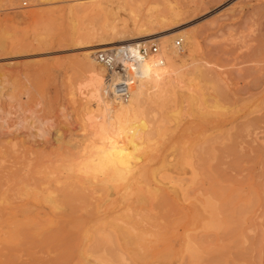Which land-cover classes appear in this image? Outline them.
<instances>
[{"label":"rangeland","instance_id":"rangeland-1","mask_svg":"<svg viewBox=\"0 0 264 264\" xmlns=\"http://www.w3.org/2000/svg\"><path fill=\"white\" fill-rule=\"evenodd\" d=\"M127 2L0 0V264H55L56 261V264H107L108 261L111 262L110 258L112 262L117 261V264H264V129H262L264 128V80H262L264 68L261 67H264V0H137L135 2L138 7L133 0ZM171 12L177 14L173 20L175 24L172 22L173 25L170 24L163 32L161 30L166 27L154 22L159 16H169ZM104 25H115L122 29V32L124 31L122 41L102 47L106 48L105 51L122 46L126 40L131 41L135 38L140 39L139 42L152 38L156 41L149 42L150 44L164 46L161 34L165 32L174 35L170 44L175 39L182 40L181 48L177 49L179 59L176 61L181 78L174 82L165 80L158 89L148 88L141 99V114L135 120L133 128L127 131L131 137L127 143L132 144L135 141V144L122 149L119 156L112 158H104L101 150L97 148L106 144L104 138H108L110 134L105 133L110 126L105 125L106 123L102 124L94 115L96 112L93 111V99L89 97L85 87L87 75L81 65V57L87 48L84 44L74 42L77 35L88 30L102 29ZM190 31L196 39V47L191 57L186 53L185 39L179 35ZM125 33L129 35L125 36ZM148 33H152L153 36L145 38ZM149 43L145 45L149 46ZM91 49L95 50L91 57L96 62L95 54L101 50L99 47ZM209 67L217 70L219 79L217 76L215 78L212 76L210 82V79L204 80L200 77V72L206 71ZM258 67L263 71L257 73ZM96 68L100 71V78L104 79L103 67L96 63ZM163 68L165 64L160 69H156V72L163 73ZM195 70L198 72L194 73ZM242 75L247 77L244 78ZM255 80H258L257 83ZM134 85L130 88V93ZM219 88L223 95L225 94L223 97L218 95ZM103 94L104 85L100 90L101 100L110 102L114 106L108 96ZM222 98L223 100H220ZM199 105L201 106L198 107ZM186 107L189 110H186ZM254 117L258 121L262 119L260 123L251 124L259 129L251 126L245 129L244 125L254 122ZM95 122L102 124L106 132L99 130L97 132L100 125ZM238 132L241 138L243 136L242 140L238 134V136L235 134ZM226 134L231 141L226 140ZM205 139H208L206 140L208 142ZM116 140L120 139L116 138ZM223 146L228 150L233 149L232 154ZM213 147L225 150L224 154L222 150L219 151L220 149L213 150ZM211 155L213 157L215 155L214 159ZM219 156L220 159H216ZM182 189L184 193H181ZM64 191L69 192L70 196L77 194L72 197L73 202L85 209L73 215L74 218L60 221L59 219L64 217L60 213L65 215L69 213L67 211L69 207L53 212L44 199L46 195H52L51 198L56 202H62L68 195ZM161 192L165 194L162 195ZM253 193L258 194H254L257 198ZM61 194L63 197L60 196ZM84 195L87 197L85 198ZM78 196L80 200L83 197L87 199V203L83 199L79 202L76 198ZM162 196L167 197L168 199L165 198L167 201L163 200ZM206 196L211 200L212 205L207 202ZM141 197L146 202L142 201ZM252 198H256L257 202L254 199L251 201ZM158 199L165 201L167 205L164 202L163 205L162 202L154 204L159 202ZM82 201H85V205ZM169 201H172L174 207H171ZM250 202L252 204L254 202L255 205H252L254 209L251 208ZM205 203L206 205L209 203L216 212L209 209ZM160 204L162 208H159ZM226 205L229 207L226 208ZM25 207L27 219L21 212V208ZM204 207L208 210L205 211ZM245 207L251 209L247 210ZM103 208L108 209L106 210L109 216L106 215L102 219L100 217L98 219L99 214L90 217L93 212ZM243 208L250 214L243 212ZM126 209L127 214H123ZM169 209H173L172 212ZM209 210H212V213ZM226 211H229V214ZM87 212L91 214L88 215ZM233 212L235 215L231 214ZM241 214L246 215L245 219ZM54 215L59 219L53 218ZM137 215L144 220L135 218ZM160 215L164 217L161 218ZM221 215H223L222 221L219 218ZM119 217H124L121 218L123 221ZM152 218L155 219L154 222ZM53 219L57 220L56 223ZM125 219L129 227L125 225ZM147 219L149 223L146 222ZM76 221H81V225L85 224L82 227L78 222L79 225L72 224ZM45 222L48 226L44 224ZM31 223L36 224L37 226L33 225L35 227L39 225L38 229L42 232H37L38 230L33 228ZM62 223L65 229L68 227L66 229L68 232L61 227ZM112 223H116L117 226ZM140 223L144 226L141 227ZM250 223H253V226ZM20 224L25 227L28 225L27 239L24 233H20L22 232ZM121 224L131 229H128L131 234L138 236L131 237V234H126L127 230L124 231L125 234L121 232ZM206 224L212 227L217 225L218 229L207 228ZM71 226L74 231L70 230ZM59 227L62 230H59ZM75 227L82 228L80 229L82 232L75 230ZM87 227H90L93 237L96 235V240L91 243L93 248L90 256H87L89 253L86 252L87 242L83 237L81 239L83 230ZM123 227L121 229L125 230L126 228ZM30 228L31 230H28ZM230 228L232 230H229ZM53 229L59 230L57 233L60 235H56ZM227 230L236 234L231 235ZM29 231L37 235L30 236ZM60 232H63L62 235ZM46 234L50 235L49 242L45 240L48 238ZM70 234L75 237L74 242L69 240L72 239ZM14 235L16 237L18 235L19 240ZM64 235H67V239L70 237L68 239L70 243L62 239ZM127 235H130L133 242ZM121 236L127 237V242L123 243L125 239L123 240ZM55 237H59V240H54ZM77 238L81 240V244ZM101 239L104 241L102 242ZM139 239L143 240L142 243H146L141 244ZM206 241L210 244L207 245ZM26 242L28 246L25 245ZM61 242H65L66 245L63 243V246H60ZM53 244H58V247ZM125 244L134 249L132 250L131 247L125 249ZM188 244L192 246L189 249L192 254L186 252L189 248ZM57 248H59L58 254H56ZM210 248L213 249V255L210 254L212 251ZM113 257H117L115 259L118 260L115 261ZM60 258L63 259L62 263ZM112 262L111 264H114Z\"/></svg>","mask_w":264,"mask_h":264},{"label":"bare ground","instance_id":"bare-ground-1","mask_svg":"<svg viewBox=\"0 0 264 264\" xmlns=\"http://www.w3.org/2000/svg\"><path fill=\"white\" fill-rule=\"evenodd\" d=\"M123 2H127V3H129V1H131L132 2V0H122ZM134 2L133 3H135V5H137L136 4V2L135 1H137V0H133ZM132 3V5H134ZM166 4H168V3H166ZM168 6V5H167ZM137 7H138V5H137ZM137 7H134V8H137ZM177 14H173L172 12L170 13V15L169 16H164V15H161V16H159L156 20V22H154V24H163V25H161L162 27H166V28H164V29H162L161 31H165V29H167V28H169V26H170V24H172V22H174L173 20H174V18H175V16H176ZM153 24V23H152ZM173 24H175V22L173 23ZM172 24V25H173ZM140 25H147V24H140ZM149 25V24H148ZM177 25V24H176ZM151 26V25H150ZM154 26V25H153ZM138 28V27H137ZM176 28V27H175ZM185 29V28H184ZM122 29H120V28H118V27H116L115 25H104L103 26V28L102 29H99V30H96V31H93V30H88V31H85V32H83V33H81V34H79V35H77L74 39V42L76 41L77 43H79V44H84L85 45V48H87V50L84 52V54L82 55V57H81V65H82V67L84 68V70L83 71H85V74L87 75V81L85 82V87L87 88V91L89 92V97L90 98H92L93 99V101H92V103H93V108H94V110L93 111H95L96 112V114H94L96 117H98L100 120H101V122H102V124L104 123H106L105 125H109L110 126V129L109 130H104L103 129V125L102 124H98V123H96V124H98V125H100V126H98V129H97V132H98V130L99 131H101V132H103V133H105L106 135H108V134H110V136L107 138V137H105L104 138V142H106V144H102V145H100V147H97V148H99L101 151L100 152H102L101 154L103 155V157L104 158H107V157H109V158H112L113 156H119L121 153V151H122V149H124V148H128L129 146H133L134 144H135V141H133L134 143H132V144H129V143H127V141L129 140L130 141V139L129 138H131L130 136H129V132H127L128 131V129H130V128H133L132 126H133V124H134V122H135V120L138 118V116L141 114V110H140V104H141V99H142V97L143 96H145V94L147 93L146 91L148 90V88H150V87H153V88H155V89H158V88H160L161 87V85H163L164 84V82H165V80L167 81H172V82H174V80H176V79H179V78H181V76H180V71H179V69L177 68V63H176V61L179 59V56H178V50L174 47V44H175V42H176V39L172 42V44H170V41L172 40V38H173V33H170V32H165L164 34H161V39H163V42L165 43L164 44V46H160V44H159V50H160V53H161V55H162V58H163V64H162V66H160V67H155L154 68V66H153V64L152 65H145V69H144V72L142 73V75H141V78H140V80H138V82H135L134 84V87L132 88V92L130 93V91H129V97H130V99H129V97H128V99H129V101H128V99H126L125 101H116V100H114V99H111V98H109L108 97V99L112 102V103H114V106H112L111 105V103L110 102H104V101H102L101 99V96H100V90H101V88H102V85H104V79L103 78H100V71L96 68V63L97 62H95L93 59H92V53L93 52H95V50L94 49H91V48H93V47H99V50H101V51H105L106 50V48H102V47H106V46H109V45H114V44H117V43H119V42H121L122 40H121V37L123 36V32L121 31ZM171 30V29H170ZM169 30V31H170ZM178 29H176V31H177ZM166 31H168V30H166ZM174 32V31H173ZM161 33V32H160ZM175 33V32H174ZM179 34V33H178ZM127 35H129V34H127ZM126 35V33H125V36H127ZM147 36H145V38L146 37H151V36H153V34L152 33H148V34H146ZM182 38H184L185 39V45H186V53H187V55L188 56H192V54H193V52H194V50H195V47H196V39H195V35L193 34V32L192 31H190V32H187V33H181V34H179ZM179 35H177V36H179ZM73 39V38H72ZM122 39H123V37H122ZM263 39V38H262ZM139 40L140 39H138V38H135V40H126V42L125 43H123L124 45H122V46H117V47H114L112 50H121V49H123V48H125V47H128V46H132V47H134V48H136V47H139V46H142V45H144V46H146L145 44H147V43H149V42H154V41H156V40H152V38L151 39H149L148 38V40L147 41H141V42H139ZM178 40H180L179 38H178ZM264 40V39H263ZM182 41V40H181ZM128 42V43H127ZM130 42V43H129ZM93 43H97V44H93ZM150 44V43H149ZM89 48V49H88ZM181 48V47H180ZM258 48V47H257ZM261 48V47H260ZM259 48V49H260ZM263 49V48H262ZM261 50V49H260ZM254 51H255V49H254ZM259 51V50H258ZM262 51V50H261ZM165 52H166V59H165ZM252 56V55H251ZM257 56V55H256ZM250 57V56H249ZM259 58V57H258ZM152 62H153V60H151ZM255 61V60H254ZM151 62V63H152ZM250 63V62H249ZM256 63V62H255ZM164 64H165V68H163L164 70H163V73H157L156 72V69H160L161 67H163L164 66ZM259 64V63H258ZM97 65H98V63H97ZM262 68H264L263 66H261ZM82 68V69H83ZM259 68V67H258ZM262 68H259V69H257L256 70V68H255V70H256V72L257 73H260L261 72V70H262ZM254 69V68H253ZM211 70L213 71V72H211ZM241 70H243V69H241ZM245 70V69H244ZM246 70H247V68H246ZM251 70V69H250ZM200 71H202V70H200ZM204 71V70H203ZM263 71V70H262ZM196 72H198L197 70H195V72L194 73H196ZM245 72V71H244ZM247 72V71H246ZM249 72V71H248ZM252 72H255V71H252ZM264 72V71H263ZM193 73V74H194ZM217 74H219V73H217V70H215L213 67H209L208 69H206V71H204V72H200V77L202 78V79H204V80H206V79H210L211 81L210 82H212V76H214V78L217 76ZM264 74V73H263ZM244 75V74H243ZM242 75V76H243ZM250 75V74H249ZM248 75V76H249ZM253 75V74H252ZM262 75V74H261ZM261 75H260V78H261ZM194 76H195V74H194ZM220 77V76H219ZM244 78H246L247 76H243ZM98 78H100L99 80H98ZM217 78H218V76H217ZM259 78V77H258ZM191 79V78H190ZM195 79V78H194ZM219 79V78H218ZM217 79V80H218ZM256 79V78H255ZM182 80V79H181ZM197 80H198V78H197ZM220 80H221V78H220ZM252 80H254V79H252ZM262 80H264V79H262ZM256 81V80H255ZM258 81V80H257ZM257 81H256V83H257ZM197 82V81H196ZM209 82V83H210ZM221 82V81H220ZM249 82H250V80H249ZM100 83V84H99ZM177 83V82H176ZM179 83V82H178ZM213 83H214V81H213ZM219 83V82H218ZM217 83V84H218ZM255 83V82H254ZM192 84V83H191ZM203 84V83H202ZM207 84V83H206ZM212 84V83H211ZM221 84V83H220ZM249 84V83H248ZM253 84V83H252ZM252 84H250L251 86H252ZM259 84V83H258ZM261 84V83H260ZM197 85V84H196ZM215 85V84H214ZM193 86V85H192ZM191 86V87H192ZM197 86H199V85H197ZM221 86V85H220ZM234 86V85H233ZM249 86V85H248ZM254 86H255V84H254ZM253 86V87H254ZM132 87V86H131ZM190 87V86H189ZM202 87H204L203 85H202ZM218 87V86H217ZM257 87V86H256ZM208 88V87H207ZM209 88H210V86H209ZM248 88V87H247ZM250 88V87H249ZM258 88H260V87H258ZM205 89V88H204ZM217 89V88H216ZM225 89V88H224ZM256 89V88H255ZM192 90V89H191ZM211 90V89H210ZM220 90V91H219ZM239 90H241L240 88H239ZM253 90V89H252ZM204 91V90H203ZM217 91V90H216ZM218 91L220 92V93H218ZM218 91H217V93H218V95L220 96V97H223L224 95H223V93L221 92V89L219 88L218 89ZM235 91H236V89H235ZM238 91V90H237ZM188 92V91H187ZM201 92V91H200ZM223 92H225V91H223ZM188 94H189V92H188ZM196 94V93H195ZM104 95V94H103ZM199 95V94H198ZM197 95V96H198ZM217 95V96H218ZM230 95V94H229ZM195 98V97H194ZM218 98V97H217ZM225 98H226V96H225ZM228 98V97H227ZM105 99H106V97H105ZM192 99H193V97H192ZM191 99V100H192ZM190 100V99H189ZM220 100H223V98L222 99H220ZM192 101H194V100H192ZM212 102V101H211ZM215 102H216V100H215ZM107 103V104H106ZM209 104V103H208ZM111 105V106H110ZM203 105V104H202ZM215 105V104H214ZM201 105H199L198 107H200ZM256 106V105H255ZM181 107V106H180ZM205 107V106H204ZM92 108V109H93ZM187 108V107H186ZM206 109V108H205ZM186 110H189L188 108L186 109ZM175 114V113H174ZM173 114V115H174ZM203 115V114H202ZM201 116V115H200ZM206 116V115H205ZM203 117V116H202ZM98 119V120H99ZM261 119V118H260ZM260 119H259V121H260ZM253 120H254V122H249L248 124H245L244 126H245V129L246 128H248L249 126H251V124L253 123H260L259 121H258V119H256L255 117L253 118ZM252 120V121H253ZM262 120V119H261ZM246 122V121H245ZM261 123H263L262 121H261ZM242 124V123H241ZM95 125V124H94ZM102 125V126H101ZM212 125V124H211ZM243 125V124H242ZM258 125V124H257ZM259 126V125H258ZM218 127V126H217ZM239 126H237V128H238ZM243 127V126H242ZM251 127H257V126H254V125H252ZM108 127H106V129H107ZM235 129V131H237L236 130V128H233V130ZM254 129V128H253ZM257 129H259L258 127H257ZM262 129H264V128H262ZM219 130V129H218ZM225 130H227V129H225ZM238 130H240V129H238ZM242 130H243V128H242ZM241 130V131H242ZM251 130H252V128H251ZM255 130H256V128H255ZM220 131V130H219ZM240 131V132H241ZM244 131V130H243ZM39 132V131H38ZM101 132H99V133H101ZM215 132V131H214ZM226 132V131H225ZM240 132H238V133H235L236 135L238 134H240ZM221 133V132H220ZM242 133V132H241ZM93 134V133H92ZM105 134H104V136H105ZM217 134H219L218 132H217ZM243 134V133H242ZM245 134H247V133H245ZM100 135V134H99ZM102 135V134H101ZM215 135L216 134H214V136L213 137H215ZM223 135V134H222ZM231 135V134H230ZM237 135V136H238ZM97 136V135H96ZM103 136V137H104ZM210 136V135H209ZM212 136V135H211ZM232 136V135H231ZM243 136H245L244 134H243ZM243 136H242V138L240 137V135H239V138H241V140L243 139ZM98 137V136H97ZM100 137V136H99ZM217 137V136H216ZM228 136H227V134H226V138H227ZM230 137V136H229ZM116 138L117 139H120V140H116ZM209 138V137H208ZM233 138V137H232ZM231 138V139H232ZM245 138V137H244ZM219 139H221L220 138V136H219ZM235 139V138H234ZM233 139V140H234ZM100 140V139H99ZM133 139H131V141H132ZM206 140H208V139H205V141ZM226 140H228V138L226 139ZM230 140V139H229ZM228 140V141H229ZM232 140V141H233ZM245 140V139H244ZM243 140V141H244ZM128 141V142H129ZM209 141H210V139H209ZM211 141H213V139H211ZM231 141V140H230ZM234 141H236V140H234ZM101 142V141H100ZM206 142H208V141H206ZM206 142H205V144H206ZM241 142V141H240ZM246 142V141H245ZM102 143H103V141H102ZM204 143V142H203ZM234 143H236V142H234ZM211 144H213V143H211ZM251 144V143H250ZM204 145V144H203ZM206 145H208V144H206ZM200 146H202V145H200ZM250 147H251V145H249ZM253 146V145H252ZM206 147V146H205ZM204 147V148H205ZM208 147H210V146H207V148ZM219 147H221V146H219ZM219 147H216L217 149H220ZM248 147V146H247ZM255 147V146H254ZM254 147H252V148H254ZM260 147L261 146H259V149H260ZM216 148H212L213 150H217ZM223 148H225V149H227L226 147H224L223 146ZM257 148H258V146H257ZM256 148V149H257ZM264 148V147H263ZM210 149V148H209ZM255 149V148H254ZM254 149H253V151H254ZM204 150V149H203ZM207 151H208V149H206ZM222 149H220L219 151H221ZM231 150H233V149H231ZM230 149L228 150L227 149V151H231ZM261 150L262 149H260V151L259 152H261ZM223 151H225V150H222V153H223ZM249 151H252V150H249ZM256 151H258V149L256 150ZM255 151V152H256ZM214 153V152H213ZM229 153H231L232 154V151L231 152H229ZM228 153V154H229ZM234 153H235V151H234ZM202 154V153H201ZM204 154V153H203ZM208 154H210L209 152H208ZM224 154V153H223ZM236 154H238V153H236ZM235 154V155H236ZM257 154H259V153H257ZM102 155H101V157H102ZM205 155H206V153H205ZM209 156V155H208ZM212 156V155H211ZM239 156H240V154H239ZM242 156V155H241ZM260 156V155H259ZM213 157V156H212ZM214 157H215V155H214ZM214 157H213V159H214ZM249 157V156H248ZM235 158V157H234ZM237 158V157H236ZM245 158V157H244ZM243 158V159H244ZM255 158V157H254ZM209 159H211V157H209ZM216 159H220V156L219 157H216ZM212 160V159H211ZM221 160H223V159H221ZM239 160V159H238ZM249 160V159H248ZM262 160V159H261ZM219 161V160H218ZM233 161H235V160H233ZM241 161V160H240ZM246 161H247V157H246ZM258 161H259V159H258ZM250 162V161H249ZM234 163V162H233ZM237 163H238V161H237ZM240 163V162H239ZM225 164V163H224ZM261 164V163H260ZM222 165V164H221ZM229 165V164H228ZM236 165V164H235ZM216 166V165H215ZM239 167V166H238ZM235 168H237V167H235ZM229 169V168H228ZM231 169V168H230ZM238 169V168H237ZM21 170V169H20ZM19 170V171H20ZM211 170H212V168H211ZM234 170H236V169H234ZM27 171V170H26ZM216 171V170H215ZM17 172V171H16ZM26 174H27V172H25ZM24 173V174H25ZM210 173V172H209ZM25 174V175H26ZM229 174V173H228ZM13 175H14V173H13ZM24 175V176H25ZM210 175H211V173H210ZM26 177V176H25ZM223 177H225V175L223 176ZM233 177H235V176H233ZM222 178V177H221ZM209 179V178H208ZM220 179V178H219ZM210 180V179H209ZM228 180V179H227ZM211 181V180H210ZM207 183V182H206ZM217 186V185H216ZM230 186V185H229ZM233 186V185H232ZM218 187V186H217ZM75 188V187H74ZM189 188V187H188ZM191 188H192V186H191ZM118 189V188H117ZM117 189H115V190H117ZM122 189V188H121ZM45 190V189H44ZM47 190V189H46ZM79 190V189H78ZM160 190V189H159ZM158 190V191H159ZM174 190V189H173ZM185 190H186V187H185ZM212 190V189H211ZM223 190V189H222ZM51 191V190H50ZM60 191V190H59ZM158 191H156L157 193H158ZM178 191H179V189H178ZM181 191V190H180ZM184 190L182 189V191H181V193L183 192ZM220 191V190H219ZM45 192V191H44ZM47 192V191H46ZM53 193H54V191H52ZM63 191H61V193H62ZM65 192V191H64ZM117 192H119V191H117ZM122 192H123V190H122ZM154 192V191H153ZM186 192V191H185ZM190 192V191H189ZM199 192V191H198ZM197 192V193H198ZM218 192V191H217ZM225 192V191H224ZM49 193H51V192H49ZM66 194H68V195H66L65 196V200L64 201H62V202H56V200H54V199H52L51 198V196L52 195H50V196H48V195H46V194H44V195H46V199H44V200H46V203H48L49 204V206H50V210L51 211H53V212H55V211H58V210H63L64 209V207H66L67 208V206L69 207V209L67 208V211L69 212V213H67L66 215H65V213H60V214H63V216L64 217H62L61 219H59V217H56L55 215L53 216V218H55V219H59L60 221H63L64 219H66V218H74L73 217V215L75 216V214L78 212V211H80V210H84L85 208H83V207H80L79 205H75V203L73 202V198L72 197H74V196H76L77 194H75V195H71L70 196V194H69V192L67 193V191L65 192ZM74 193V192H73ZM79 193V192H78ZM82 192H80V194H81ZM116 193V192H115ZM121 193V192H120ZM119 193V194H120ZM147 193H149V192H147ZM152 193V192H151ZM151 193H150V195H151ZM155 193V192H154ZM184 193V192H183ZM190 193H192V192H190ZM200 193V192H199ZM198 193V194H199ZM213 193H215V192H213ZM242 193V192H241ZM48 194V193H47ZM64 194V193H63ZM79 194V195H80ZM85 194V193H84ZM119 194H117V195H119ZM138 194H140V193H138ZM143 194V193H142ZM146 194V193H145ZM156 194V193H155ZM161 194L163 195V194H165V193H162L161 192ZM174 194H175V192H174ZM186 194V193H185ZM197 194V195H198ZM209 194H210V192H209ZM228 194H231V193H228ZM251 194H252V192H251ZM254 194H256V193H253V195ZM116 195V196H117ZM152 195H153V197H154V194L152 193ZM152 195H151V197H152ZM157 195V194H156ZM187 195V194H186ZM192 195V194H191ZM202 195V194H201ZM211 195V194H210ZM236 195H237V193H236ZM238 195H239V193H238ZM256 195H258V194H256ZM256 195H254V196H256ZM55 196V195H54ZM61 197H63L62 196V194L60 195ZM82 196V195H81ZM148 196H149V194H148ZM157 196H160V195H157ZM167 196V195H166ZM175 196V195H174ZM182 196V195H181ZM214 196H216V195H214ZM222 196V195H221ZM227 196V195H226ZM240 196V195H239ZM53 197V196H52ZM84 197H85V195H84ZM83 197V198H84ZM87 197V196H86ZM85 197V198H86ZM145 197V196H144ZM150 197V198H151ZM152 197V198H153ZM178 197V196H177ZM201 197V196H200ZM209 197H211V196H209ZM216 197H218V196H216ZM233 197V196H232ZM235 197V196H234ZM45 198V197H44ZM77 199H78V201L80 202L81 200H80V197L78 196V197H76ZM74 199L75 201L77 200V199ZM161 198H163V200H165V198H167V197H161ZM160 198V199H161ZM184 198V197H183ZM202 198H203V196H202ZM206 198H208L207 196H206ZM215 198V197H214ZM219 198V197H218ZM223 199H224V196L222 197ZM241 198V197H240ZM256 198H257V196H256ZM256 198H252L251 199V201H253V199H254V201L255 202H257L255 199ZM60 199V198H59ZM123 199V198H122ZM141 199H142V201H145L142 197H141ZM155 199H156V196H155ZM168 199V198H167ZM191 199V198H190ZM212 199V198H211ZM233 199V198H232ZM234 199H236V198H234ZM250 199V198H249ZM61 200V199H60ZM83 200H85L86 201V203H87V199H83ZM169 200H170V198H169ZM174 200V199H173ZM184 200V199H183ZM208 200H210L209 198L207 199V202H211V200L210 201H208ZM214 200V199H213ZM227 200H228V198H227ZM227 200H226V204H227ZM259 200V199H258ZM85 201H82L83 203L85 202ZM106 201V200H105ZM124 201V200H123ZM158 201H159V199H158ZM165 201H167V200H165ZM165 201H163L164 203H165ZM206 201V200H205ZM264 201V200H263ZM78 202V203H79ZM107 202V201H106ZM111 202V201H110ZM146 202V201H145ZM145 202H144V204H145ZM148 202V201H147ZM160 202H162V200H160L159 202H155L154 204H159ZM163 202H162V205H163ZM198 202V201H197ZM239 202V201H238ZM249 202V201H248ZM112 203H114L113 201H112ZM141 203V202H140ZM143 203V202H142ZM169 203L171 204V207L173 206L174 207V204L172 205V201L170 202L169 201ZM209 203H207V205H206V203H205V205L209 208V209H212L213 210V208H211V205L209 204ZM214 203V202H213ZM223 203V202H222ZM229 203H230V200H229ZM245 203H247V202H245ZM251 203V208H253V206L252 205H255L254 204V202H253V204H252V202H250ZM80 204V203H79ZM82 204V203H81ZM143 204V205H144ZM151 204V203H150ZM199 204H200V202H199ZM203 204V203H202ZM216 204V203H215ZM219 204H221V202L219 203ZM218 204V205H219ZM233 204V203H232ZM84 205H85V203H84ZM92 205V204H91ZM108 205V204H107ZM138 205H139V203H138ZM142 205V204H141ZM147 205H149V204H147ZM161 205V204H160ZM160 205H157V206H160ZM162 205L159 207V208H162ZM165 205H167V203H165ZM191 205V204H190ZM214 205V204H213ZM238 205H239V203H238ZM242 205V204H241ZM247 205V204H246ZM258 205V204H257ZM76 206H79V207H76ZM99 206V205H98ZM105 207H106V205H104ZM103 206V207H104ZM145 206V205H144ZM152 206H153V204H152ZM204 206V205H203ZM202 206V207H203ZM205 206V207H206ZM216 206V205H215ZM227 206L229 207V205H226V208H227ZM230 206H231V203H230ZM233 206V205H232ZM244 206V205H243ZM250 206V205H249ZM263 206V205H262ZM261 206V207H262ZM92 207V206H91ZM146 207V206H145ZM155 208H156V206H154ZM153 207V208H154ZM165 207V206H164ZM176 207H177V205H176ZM201 207V208H202ZM205 207H204V209H205ZM213 207V206H212ZM238 207H240V206H238ZM237 207V208H238ZM255 207V206H254ZM110 208H111V206H110ZM109 208V209H110ZM139 208V207H138ZM159 208H158V210H159ZM167 208H169V206L167 207ZM178 208V207H177ZM193 208V207H192ZM208 208L207 209H205V211L206 210H208ZM246 208V207H245ZM243 208L244 210H243V212H245L246 211V209L247 210H250V209H248V208ZM94 209V208H93ZM97 209V208H96ZM95 209V210H96ZM107 209V208H106ZM106 209H100V211H98V212H93L92 214L91 213H89V214H91L90 215V217L92 216V215H97V214H99V216H98V219H99V217L102 219V217H105L106 215H108L107 213H108V209L106 210ZM111 209H113V208H111ZM129 209V208H128ZM144 209V208H143ZM146 209V208H145ZM157 209V208H156ZM224 209V208H223ZM240 209H241V207H240ZM239 209V210H240ZM254 209V208H253ZM27 209H26V207L25 208H21V212L23 213V216L26 218V216H27V211H26ZM99 210V209H98ZM153 210V209H152ZM151 210V211H152ZM162 210H164V209H162ZM162 210H161V212H162ZM173 210V209H172ZM172 210H170L169 209V211H171L172 212ZM174 210H176V208H174ZM179 210V209H178ZM185 210V209H184ZM194 210H196V209H194ZM211 210V211H212ZM226 210V209H225ZM229 210V209H228ZM236 210V209H235ZM242 210V209H241ZM240 210V211H241ZM16 211V210H15ZM90 211V210H89ZM130 211V210H129ZM166 211V210H165ZM168 211V210H167ZM168 211V212H169ZM177 211V210H176ZM210 210H209V212L210 213H212ZM214 212H216L215 210H213ZM219 211V210H218ZM230 211V210H229ZM229 211H226V212H228V214H229ZM238 211V210H237ZM239 211V212H240ZM170 212V213H171ZM184 212V211H183ZM187 212V211H186ZM220 212V211H219ZM222 212H224V211H222ZM243 212L241 211L240 213H242L243 214ZM250 212H252V210L250 211ZM17 213V212H16ZM102 213V214H101ZM124 213H126L127 214V209H126V211L124 212L123 211V214ZM130 213V212H129ZM138 213V212H137ZM136 212H135V214H137ZM163 213V212H162ZM165 213V212H164ZM167 213V212H166ZM180 213V212H179ZM235 213L238 215V216H240L236 211H235ZM246 214H250V213H247V212H245ZM56 214V213H55ZM87 214H88V212H87ZM88 214V215H89ZM122 214V213H121ZM120 214V215H121ZM145 214H147V213H145ZM191 214H193V213H191ZM197 214V213H196ZM207 214V213H206ZM231 214H234V212L233 213H231ZM241 214V215H242ZM57 215H59V213H57ZM130 215V214H129ZM131 215H133V212H131ZM140 215V214H139ZM168 215V214H167ZM216 215H217V213H216ZM219 215H220V213H219ZM226 217H227V215H226V213L224 214ZM235 215V214H234ZM233 215V216H234ZM252 215V214H251ZM72 216V217H71ZM109 216V215H108ZM127 216V215H126ZM126 216H124V217H126ZM143 217H144V215H142ZM161 216V215H160ZM204 216V215H203ZM215 216V215H214ZM213 216V217H214ZM218 216V215H217ZM222 216L223 215H221V217H219V218H221V221H222ZM242 216H244V215H242ZM246 216V215H245ZM245 216L243 217L244 219H245ZM250 216V215H249ZM254 216V215H253ZM124 217H119L120 219L121 218H124ZM136 217H139L138 215L137 216H135V218ZM148 217V216H147ZM152 217V216H151ZM164 216H161V218H163ZM241 217V216H240ZM107 218V217H106ZM114 218V217H113ZM127 218V217H126ZM135 218H133V219H135ZM140 218V217H139ZM145 218V217H144ZM174 218V217H173ZM182 218H184V216L182 217ZM193 218V217H192ZM208 218H210V217H208ZM228 218H231L230 216H228ZM238 218V217H237ZM27 219V218H26ZM32 219V218H31ZM38 219V218H37ZM138 219V218H137ZM136 219V220H137ZM141 219V218H140ZM140 219H139V221H140ZM143 219V218H142ZM142 219H141V221H142ZM150 219V218H149ZM153 219V218H152ZM197 219V218H196ZM233 219V218H232ZM231 219V220H232ZM240 219V218H239ZM247 219H250V218H247ZM252 219V218H251ZM50 220H51V218H50ZM54 220V219H53ZM76 220H79V219H76ZM117 221L119 220V219H116ZM122 220V219H121ZM144 220V219H143ZM154 220L155 219H153V222H154ZM179 220V219H178ZM193 220V219H192ZM195 220V219H194ZM207 220V219H206ZM214 220V219H213ZM243 220V219H242ZM241 220V221H242ZM55 221V220H54ZM57 221V220H56ZM56 221H55V223H56ZM65 221V220H64ZM74 221V220H73ZM113 221V220H112ZM111 221V222H112ZM120 221V220H119ZM123 221V220H122ZM140 221V222H141ZM180 221V220H179ZM230 221V220H229ZM237 221V220H236ZM244 221V220H243ZM242 221V223H244ZM250 221V220H249ZM30 222V221H29ZM35 222V221H34ZM42 222V221H41ZM67 222V221H66ZM78 221H76V223H72V224H76V225H81V223L80 222H78ZM110 222V223H111ZM116 222V221H115ZM126 222V219H125V221H124V223ZM128 222H129V220H128ZM145 222V221H144ZM147 223H149L148 222V219H147V221H146ZM145 222V223H146ZM174 222V221H173ZM211 222H212V224H213V221L211 220ZM211 222H209L210 224H211ZM216 222H217V220H216ZM224 222V221H223ZM26 223V222H25ZM33 223V222H32ZM31 223V224H32ZM36 223V222H35ZM39 223V222H38ZM43 223V222H42ZM52 223V222H51ZM69 223H70V221H69ZM69 223H65V224H69ZM127 223V222H126ZM126 223H125V225H126ZM133 223H135L134 221H133ZM132 223V224H133ZM136 223H138V222H136ZM144 223V224H145ZM146 223V224H147ZM156 223V222H155ZM206 223V222H205ZM208 223V224H209ZM249 223V222H248ZM24 224V223H23ZM46 226H48V223L47 222H45L44 223ZM60 224H61V222H60ZM63 224V226L61 225V227L62 228H64V230H66L68 227H66V229H65V225H64V223H62ZM85 224V223H84ZM83 224V225H84ZM109 224V223H108ZM112 224H114V223H112ZM111 224V226H114V225H116L117 226V224L115 223L114 225H112ZM208 224H206V226H207V228H213L212 226H208ZM218 224H220V223H218ZM224 224V223H223ZM228 224H231V223H229L228 222ZM233 224V223H232ZM237 224V223H236ZM241 224V223H240ZM251 225L253 224V223H250ZM21 225V224H20ZM33 225H36V224H32V227L34 228L35 226H33ZM43 225V224H42ZM41 225V226H42ZM45 225H44V227H45ZM58 225H59V223H58ZM70 225H71V223H70ZM83 225H81V227L83 226ZM118 225H120V224H118ZM122 225V224H121ZM124 225V226H125ZM129 225V224H128ZM128 225H126V226H128ZM135 225V224H134ZM139 225H141V227L142 226H144L143 224H139ZM157 225H159V224H157ZM214 225V224H213ZM242 225V224H241ZM244 225V224H243ZM246 225V224H245ZM255 225V224H254ZM16 226V225H15ZM17 226H19V224L17 225ZM27 226L28 225H26V227L25 226H22L21 225V227H22V232H20V233H24V235H25V238L27 239V234H28V231H27ZM30 226V225H29ZM37 226V225H36ZM60 226V225H59ZM75 226V225H74ZM73 226V227H74ZM110 226V225H109ZM110 226V227H111ZM136 226V225H135ZM147 226V225H146ZM150 226V225H149ZM216 226L217 225H215V227L214 228H216ZM250 226V225H249ZM249 226H247L248 228H249ZM253 226V225H252ZM24 227V228H23ZM31 227V228H32ZM61 227H59V230H62V228ZM108 227V226H107ZM106 227V228H107ZM119 227V226H118ZM123 227V225L121 226V228ZM129 227V226H128ZM132 227V226H131ZM152 227V226H151ZM236 227V226H235ZM255 227V226H254ZM16 228V227H15ZM29 228V227H28ZM31 228L30 229H28V230H31ZM36 228V230H38L37 232H42V228L40 229L41 231H39V225H38V227H35ZM56 228H58V226L56 227ZM61 228V229H60ZM111 228H113V227H111ZM116 229H117V231H118V228L117 227H115ZM120 228V227H119ZM120 228V230H121V232L123 231H125L126 232V230H127V233L126 234H131V232H129L128 231V229L129 228H126V227H123V228H126L125 230L123 229H121ZM132 228H134V226L132 227ZM139 229H140V227H138ZM147 228H149L148 226H147ZM160 227H158V229H159ZM214 228H213V230H214ZM224 228H226V227H224ZM223 228V229H224ZM227 228H229L228 226H227ZM233 228V227H232ZM238 228H239V226H238ZM251 228V227H250ZM45 229V228H44ZM47 229V228H46ZM69 229H70V227H69ZM75 230L76 229H78V230H80V229H82V228H80L79 229V227H75L74 228ZM115 229V230H116ZM144 229H146V228H144ZM150 229V228H149ZM154 229H156V227L154 228ZM216 229H218V228H216ZM252 229V228H251ZM14 230H16V229H14ZM19 230V231H20ZM50 230V229H49ZM48 230V231H49ZM52 230V229H51ZM54 230V229H53ZM57 230V229H56ZM59 230H57L58 232H59ZM70 230H72V231H74L73 229H72V226H71V229ZM111 230V229H110ZM129 230H131V229H129ZM134 230H136V229H134ZM141 230V229H140ZM209 230V229H208ZM225 230V229H224ZM229 230H232L231 228L229 229ZM250 230V229H249ZM13 231V230H12ZM19 231H18V233H19ZM57 231H55L54 230V232H56L57 233ZM67 232H68V230H66ZM81 231V230H80ZM79 231V232H80ZM84 233H83V235L81 236V239H82V237H83V239L87 242V246H86V252H88L87 254V256H90V252H91V249L93 248L92 247V242H94V240H96V235H95V237H93V235H91V231H90V227H87V228H84ZM105 231V230H104ZM137 231H139V230H137ZM142 231H144V230H142ZM150 231V230H149ZM153 230H151V232H152ZM228 231V230H227ZM31 232H33V231H31ZM36 232V231H35ZM43 232H44V230H43ZM65 232V231H64ZM82 232V231H81ZM107 232H109V231H107ZM114 232V231H113ZM120 232V231H119ZM118 232V233H119ZM125 232H124V234H125ZM145 232V231H144ZM205 232H207V231H205ZM229 233H230V231H228ZM13 233V232H12ZM11 233V234H12ZM17 233V234H18ZM29 233H30V231H29ZM52 233H53V231H52ZM61 233V232H60ZM63 233V232H62ZM62 233H61V235H62ZM92 233H93V231H92ZM143 232H141V234H142ZM154 233V232H153ZM157 233V232H156ZM216 233H217V231H216ZM227 233V232H226ZM31 234V233H30ZM43 234L44 233H42L41 235L43 236ZM48 234V233H47ZM46 234V236L48 237V236H50V235H47ZM49 234H51V231H50V233ZM65 234H67L66 232H65ZM78 234V233H77ZM77 234L75 235V236H77ZM80 234V233H79ZM78 234V235H79ZM103 234H105V233H103ZM111 234V233H110ZM123 234V233H122ZM147 234V233H146ZM150 234V233H149ZM158 234V233H157ZM224 234V233H223ZM231 235H233V234H236V233H233L232 234V232L230 233ZM19 235H21V234H19ZM32 235H37V234H31L30 236H32ZM53 235L55 236V233H53ZM56 235H60V234H56ZM67 235H69V233L67 234ZM67 235H64V237L62 238V239H64V241L66 242H69L70 243V241H73V239L75 238H73V235H71L70 234V236H72V239L70 238V237H68V239L70 240H68L67 238H66V236ZM112 235V234H111ZM111 235H109V236H111ZM120 235V234H119ZM134 235H136V234H134ZM133 234H131V237H133L134 236ZM153 235V234H152ZM188 235V234H187ZM12 236H13V234H12ZM15 236V235H14ZM41 236V237H42ZM99 236V235H98ZM123 236V235H122ZM121 236V237H122ZM128 237L130 236V235H127ZM136 236H138V235H136ZM136 236H134V237H136ZM142 236H143V234H142ZM147 236V235H146ZM145 236V237H146ZM150 236V235H149ZM164 236V235H163ZM189 236V235H188ZM208 236V235H207ZM227 236V235H226ZM16 237V236H15ZM14 237V238H15ZM20 237V236H19ZM34 237V236H33ZM37 237V236H36ZM78 237H80V236H78ZM121 237H119V238H121ZM131 237H129L130 239H131ZM171 237V236H170ZM231 237V236H230ZM233 237V236H232ZM16 238H18V235H17V237ZM24 238V239H25ZM44 238H46L45 236H44ZM44 238H42L43 240H44ZM59 237H55V239L54 240H56V239H58ZM65 238L67 239V240H65ZM92 238H93V240H92ZM95 238V239H94ZM103 238H104V235H103ZM123 238V237H122ZM121 238V239H122ZM126 238L127 237H124L123 238V243H125V242H127L126 241ZM128 238V239H129ZM140 238H141V236H140ZM159 238V237H158ZM229 238V237H228ZM251 238V237H250ZM49 237L48 238H46L45 240H47L48 242H49ZM61 239V238H60ZM105 239L107 240V238H106V236H105ZM111 239V238H110ZM127 239V240H128ZM130 239H129V241H130ZM146 239H147V237H146ZM160 239V238H159ZM230 239V238H229ZM237 239V238H236ZM18 240H19V238H18ZM21 240V239H20ZM31 240H33V238L31 239ZM40 240V239H39ZM43 240H41L42 242H43ZM51 240V239H50ZM59 240V239H58ZM77 240H79V242L81 241L80 239H78L77 238ZM83 240V241H84ZM102 240V242L104 241L103 239H101ZM105 240V241H106ZM133 239H131V241H132ZM136 240H138V237H137V239ZM136 240H134V241H136ZM140 240V239H139ZM240 240V239H239ZM15 241V240H14ZM17 241V240H16ZM61 241V240H60ZM60 241H58V242H60ZM85 241H84V244H85ZM100 241V240H99ZM130 241V242H131ZM141 241V244H144V243H146V242H143L142 243V241L143 240H140ZM146 241V240H145ZM241 241V240H240ZM35 242V241H34ZM41 242V243H42ZM45 242V241H44ZM43 242V243H44ZM52 242H54L55 243V241H52ZM57 242V243H58ZM65 242H63L65 245H66V243ZM74 242V241H73ZM73 242H71V243H73ZM112 242V241H111ZM118 242V241H117ZM133 242V241H132ZM148 242V241H147ZM235 241H233V243H234ZM248 242V241H247ZM27 243L28 242H26L25 243V245H27ZM29 243H30V241H29ZM36 243L37 244H40V243H38V241H36ZM63 243L61 242V244L62 245H60V246H63ZM92 243V244H91ZM114 243V242H113ZM129 243V242H128ZM128 243H126V244H128ZM192 243V242H191ZM203 243V242H202ZM205 243V242H204ZM203 243V244H204ZM206 243H207V241H206ZM205 243V244H206ZM237 243V242H236ZM239 243V242H238ZM241 243H243V242H241ZM50 244H51V242H50ZM80 244H81V242H80ZM95 244V243H94ZM125 244V245H126ZM133 244V243H132ZM199 244V243H198ZM208 244H210V243H207V245ZM31 245H33V244H31ZM46 245V244H45ZM53 245H55V244H53ZM83 245V244H82ZM86 245V244H85ZM130 245H131V243H130ZM156 245V244H155ZM189 245V248L187 249V253H188V251H189V249H191L190 247H192L190 244H188ZM240 245V244H239ZM28 246V245H27ZM52 246V245H51ZM55 246H57L58 247V244L57 245H55ZM59 246V247H60ZM69 246V245H68ZM94 246V245H93ZM111 246V245H110ZM122 246H123V244H122ZM128 245H126L125 246V249H126V247H127ZM134 246H136V245H134ZM209 246H212V245H209ZM232 246V245H231ZM31 246H29V248H30ZM37 248L39 247V246H36ZM35 247V248H36ZM131 246H129V247H127V248H130ZM149 247V246H148ZM200 247V246H199ZM234 247H235V244H234ZM28 248V247H27ZM27 248H25L26 250H28ZM33 248V247H32ZM34 248V249H35ZM40 248V247H39ZM53 248H55V247H53ZM52 248V250L54 251V249ZM63 248H65V246L63 247ZM84 248H85V246H84ZM140 248V247H139ZM143 248V247H142ZM141 248V249H142ZM193 248H195V247H193ZM192 248V249H193ZM201 248V247H200ZM203 248V247H202ZM50 249H51V247H50ZM59 248H57V251H56V254H58L57 252H59V250H58ZM112 249V248H111ZM131 249H132V247H131ZM133 249H134V247H133ZM132 249V250H133ZM137 249H138V247H137ZM136 249V250H137ZM210 249H212V248H210ZM39 250V249H38ZM51 250V251H52ZM56 250V249H55ZM61 250H63V249H61ZM64 250H66V249H64ZM117 250V249H116ZM198 250V249H197ZM29 251V250H28ZM27 251V252H28ZM33 251V250H32ZM40 252L42 251V248L39 250ZM50 251V250H49ZM38 252V251H37ZM55 252V251H54ZM63 253L64 252H67V251H62ZM70 252V251H69ZM144 252H145V250H144ZM189 252H191V250L189 251ZM29 253V252H28ZM113 253H115V251L113 252ZM195 253H197V251L195 252ZM205 253V252H204ZM209 253V252H208ZM212 253V255H213V249H212V251H210V254ZM55 254V255H56ZM136 254V253H135ZM188 254H190V253H188ZM191 254H192V252H191ZM206 254V253H205ZM216 254V253H215ZM29 255H31L30 253H29ZM69 255H71V254H69ZM92 255V254H91ZM111 255V254H110ZM116 255V254H115ZM200 255V254H199ZM204 255V254H203ZM105 256V255H104ZM112 256H114V255H112ZM192 256H194V255H192ZM196 256V255H195ZM211 256V255H210ZM210 256H209V258H210ZM217 256V255H216ZM60 257V256H59ZM108 257V256H107ZM109 257H111V256H109ZM108 257V258H109ZM40 258V257H39ZM58 258V257H57ZM105 258V257H104ZM115 258H117V257H113V259H115ZM118 258H120V257H118ZM194 258V257H193ZM193 258H191V259H193ZM208 258V259H209ZM224 258V257H223ZM42 259V258H41ZM195 259V258H194ZM211 259V258H210ZM214 259V258H213ZM212 259V260H213ZM218 259V258H217ZM222 259V258H221ZM56 260V259H55ZM59 260H61V258L59 259ZM63 260V259H62ZM62 260H61V262L60 263H62ZM102 260H105V259H102ZM107 260V259H106ZM110 260H111V262H112V258H110ZM116 260H118V259H115V261ZM127 260V259H126ZM197 260V259H196ZM215 260V259H214ZM52 261V260H51ZM222 261V260H221ZM107 262V261H106ZM105 262V263H106ZM111 262L110 261H108V263L107 264H111ZM120 262V261H119ZM215 262V261H214ZM56 263H57V261H56ZM55 263V264H56ZM112 263H116L117 264V261L116 262H112ZM210 263H211V261H210ZM220 263V262H219ZM64 264V263H63ZM86 264H90V263H86ZM92 264V263H91ZM94 264V263H93ZM209 264V263H208Z\"/></svg>","mask_w":264,"mask_h":264},{"label":"built area","instance_id":"built-area-1","mask_svg":"<svg viewBox=\"0 0 264 264\" xmlns=\"http://www.w3.org/2000/svg\"><path fill=\"white\" fill-rule=\"evenodd\" d=\"M180 46L181 40H176L174 47L180 49ZM95 60L105 70L104 94L116 101L128 99L130 88L141 78L145 65L153 64L155 68L163 64L159 47L155 43L100 51L95 54Z\"/></svg>","mask_w":264,"mask_h":264}]
</instances>
